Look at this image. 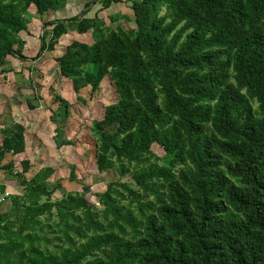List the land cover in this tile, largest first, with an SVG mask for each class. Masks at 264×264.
Returning a JSON list of instances; mask_svg holds the SVG:
<instances>
[{
	"label": "trees",
	"instance_id": "16d2710c",
	"mask_svg": "<svg viewBox=\"0 0 264 264\" xmlns=\"http://www.w3.org/2000/svg\"><path fill=\"white\" fill-rule=\"evenodd\" d=\"M67 2L0 0V69L27 57L30 8L54 11L35 58L90 31L56 59L76 93L113 83L116 99L92 120L95 160L134 182L50 188L54 167L28 178L24 158L15 169L23 125L0 127V169L21 186L0 210V264H264V0H96L90 16L57 17ZM114 4L126 12L107 23ZM56 98V145H73L62 126L72 104Z\"/></svg>",
	"mask_w": 264,
	"mask_h": 264
},
{
	"label": "rangeland",
	"instance_id": "374dc122",
	"mask_svg": "<svg viewBox=\"0 0 264 264\" xmlns=\"http://www.w3.org/2000/svg\"><path fill=\"white\" fill-rule=\"evenodd\" d=\"M126 9L122 4H114L111 8L103 10L100 15L109 23V16L112 13L115 17L122 16ZM29 11L32 16L28 18V30L20 32V36L27 41L23 50L27 57L9 56L4 69H0V127L18 122L27 131L28 154H24L21 160L28 156L33 161L28 176L31 177L33 169L35 171L44 165L52 166L55 172L49 178V187H54L60 180L66 192H81L83 186L88 185L92 187L93 193H97L104 191L115 181L133 183L131 174H120L118 165L108 171H98L95 160L92 120L101 117L105 106L116 99L113 83L110 80L104 82L92 95L90 85L76 93L71 80L61 74L60 62L56 59L65 51L67 40L91 42V39L93 40L91 32L71 31L66 35V40L63 39L56 44L54 50H46L40 58H35L41 44L40 36L44 31V23L51 19L52 14H48L49 11L46 16L40 15L36 13L35 8H30ZM122 24L125 28L129 27L128 22L123 21ZM112 26L115 27L116 24ZM57 93L72 104L68 120L65 124H61L65 125V136L76 141L73 145L58 147L55 142L56 123L50 116L59 105ZM77 94L85 101H78ZM30 100L35 107L30 108L27 105ZM2 138L3 135L0 133V142ZM153 150L159 157L165 154L164 149L157 144ZM19 158L20 156H17L15 161H20ZM9 159H13V156L10 155ZM72 165L75 166L74 180H71L70 176ZM20 168L22 166L18 164L17 169ZM0 173L4 171L0 169ZM9 189L12 193L13 188L9 186ZM60 197H62L61 191H57L53 196L54 199ZM89 200L95 201L100 206L94 194H89ZM10 203L11 198L4 206Z\"/></svg>",
	"mask_w": 264,
	"mask_h": 264
},
{
	"label": "crops",
	"instance_id": "0c3cea01",
	"mask_svg": "<svg viewBox=\"0 0 264 264\" xmlns=\"http://www.w3.org/2000/svg\"><path fill=\"white\" fill-rule=\"evenodd\" d=\"M95 2H96V0H78V1H76V0H68L67 4L65 6L59 8L58 11L55 12V14L59 18H64V17H70V16H73V15H76V14H78V12L83 11L85 9H90V11H89V13H90L91 12V8L94 6ZM49 11H50V13H48V14H52V17H53L54 16V11L52 9L49 10ZM43 16H46V14H44ZM16 121H18V120H16ZM25 135H26V142H27V131H25ZM24 154H28V142H27L26 151L19 155L20 156V158H19L20 161L17 160L15 162V169L16 170H19V171L22 170V168L17 169V166H18V164H21V157L24 156ZM26 158L29 159L30 161H32L30 157L27 156ZM6 161H7V159H6ZM41 167H43V166H41ZM41 167H39V169ZM39 169H37V170L35 169V171L33 169L31 171V177L34 174H36ZM29 173H30V170L26 173L28 178H30L28 176ZM0 183H4L6 185V187H8V188H9V186L11 188H13V192H20L19 191L20 190L19 187H21V186H20L19 182L15 178H13V176H10V175L6 176V174L0 173ZM10 205L11 204H8L9 207H10ZM6 206H4L2 208V210L4 209V211L1 210L2 212L8 211L9 207L8 206L6 207ZM5 263H6V261H5Z\"/></svg>",
	"mask_w": 264,
	"mask_h": 264
},
{
	"label": "built area",
	"instance_id": "2783aa9c",
	"mask_svg": "<svg viewBox=\"0 0 264 264\" xmlns=\"http://www.w3.org/2000/svg\"><path fill=\"white\" fill-rule=\"evenodd\" d=\"M11 194V190L8 187H6L4 190L0 189V210L2 206H4L5 203L10 200Z\"/></svg>",
	"mask_w": 264,
	"mask_h": 264
}]
</instances>
